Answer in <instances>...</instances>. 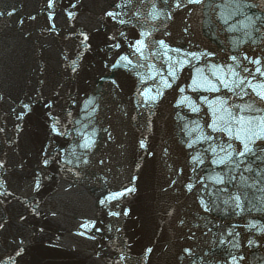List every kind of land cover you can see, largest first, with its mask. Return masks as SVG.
<instances>
[{
	"label": "water",
	"instance_id": "water-1",
	"mask_svg": "<svg viewBox=\"0 0 264 264\" xmlns=\"http://www.w3.org/2000/svg\"><path fill=\"white\" fill-rule=\"evenodd\" d=\"M171 2L57 0L55 9H47V0H30L54 116L63 128L72 129L71 136L60 137L64 156L75 163L71 153L76 146V156L87 153L90 159L82 166L85 178L69 174L84 224L89 225L86 231L96 262L232 264L234 256L239 264H264V139L252 138L264 128V101L257 95L264 91V75L255 71L264 69V0H202L196 5L184 0L191 11L174 9ZM114 3L123 6L114 8ZM153 3L165 14L152 19ZM65 9L76 16L69 18ZM107 10L131 23L112 21L103 14ZM137 10L143 13L139 17L134 15ZM48 11L55 12L51 20ZM169 11L172 19L167 17ZM141 27L151 33L145 37L148 46L142 54L129 47ZM80 31L89 34L90 49L80 44ZM118 31L125 34L117 36L121 47L106 48L105 43H113L107 36ZM160 39L169 47L153 43ZM206 51L215 55H204ZM77 53L80 68L72 73L65 57L73 60ZM119 55H129L132 65L112 69ZM257 57L260 63H252ZM183 58L190 63H183ZM177 61L183 66L173 80L169 72ZM164 77L172 82L171 88H162ZM145 87L150 94L162 89L164 95L139 107L134 93ZM90 97L94 101L85 108ZM182 97L184 102L177 104ZM84 133L96 141L90 152L77 146ZM145 136L146 148L141 149L138 141ZM245 140L252 151L240 157L237 152L243 150ZM192 156L198 160H191ZM138 161L140 169L135 167ZM134 175L138 179L132 181ZM130 183L137 186V194L107 206L99 204L102 196ZM189 183L191 190L186 187ZM116 204L133 209L130 217L109 216V210H120ZM169 210H174L171 216ZM149 247L153 251L145 256ZM121 252L127 259H119Z\"/></svg>",
	"mask_w": 264,
	"mask_h": 264
},
{
	"label": "snow or ice",
	"instance_id": "snow-or-ice-1",
	"mask_svg": "<svg viewBox=\"0 0 264 264\" xmlns=\"http://www.w3.org/2000/svg\"><path fill=\"white\" fill-rule=\"evenodd\" d=\"M133 2V0H124V4L126 5H131ZM144 0H140V3H143ZM163 2L167 5L169 3V0H163ZM202 2V0H187V4H192V5H196V4H200ZM57 6V0H47V9H55V7ZM123 5L121 3H114L113 7L114 8H121ZM72 8H75L76 5L72 4L71 5ZM171 7L174 9H186L187 11H191V9L186 8V4L184 3V0H172L171 2ZM152 9L153 11L151 12V17L152 19H156L158 16L160 15H164V11L162 9H157V6L155 3L152 4ZM16 9L13 8L11 12L8 13L9 16L12 15L13 12H15ZM65 11L67 12V15L69 18H73L76 16V13L74 11H68L67 9H65ZM104 16L107 18H110L112 21H115L121 25H124L126 23H131V21H126L124 19H120V13L114 11V10H107L104 13ZM143 13L140 10H137L134 15L136 16H141ZM4 13L0 12V16H3ZM55 15L54 11H48V19L51 20L53 18V16ZM167 17L168 19H172L173 18V13L171 11H169L167 13ZM31 19H34V17H30ZM20 23H23V20H20ZM48 31H51V29H47ZM185 32L188 31V28L184 29ZM125 34L123 32H117L116 35H108L107 39L113 41V43L108 44L105 43V47L112 49V48H116L119 49L121 47V43L119 42V40H117V36L123 37ZM151 35V33L149 31H145L142 27L137 35V38L130 43L129 47L131 49H134L135 53H141L142 54V50L147 47L148 45L146 44L145 41V37H149ZM163 35L167 36L168 33L165 31L163 33ZM79 37H81L82 39L80 40V44L83 46V48L85 49H90L91 48V44L89 43L90 37L89 34L86 31H80L79 32ZM154 44H158L160 46H163L165 48L169 47V45L166 43V41L164 39H160L159 41H153ZM175 51L180 52L182 51V49L177 48L175 49ZM165 55H167V53H165ZM188 56H192L195 59H200L199 54L195 53V52H188L187 53ZM204 55L207 56H213L215 55V53L210 52V51H206L204 53ZM81 59V55L79 53H77V58L73 59V60H68V57H65V60L68 61V64L66 66H70L71 72L72 73H77L78 69L80 68V64L78 63V61ZM232 60H237L236 56L231 57ZM245 59H248L247 56H245ZM109 62L106 60L105 64H108ZM133 61L132 59L129 58V55H119L118 58L115 59L114 63H111V68L112 69H116L118 66L123 65V67L128 68L130 65H132ZM183 63H190V61H188L186 58H183ZM252 63L254 64H259L260 63V58L257 57L255 58ZM183 64L180 63V61L176 62V65L174 67L171 68V71L169 72V76H171L173 78V80H175V78L177 77V68L182 67ZM245 72L248 71L247 68L244 69ZM255 71L257 73H261L262 75H264V69H262L261 67H257L255 69ZM137 76L140 75V73H136ZM101 79H104V77H101ZM163 80V86L162 88H171L172 87V82L169 81L166 77L162 78ZM112 84L119 88L120 85L117 83V81L115 79H112ZM43 83V81L41 82ZM141 83H143V80H141ZM191 86V85H189ZM225 87H227V84H225ZM180 92L184 91L183 87L179 88ZM151 93V89L150 88H143V90H140V88H137L136 92L134 93V96L137 98V105L139 107H143L144 105H151L157 101L160 100V98L164 95L163 90L161 89L160 91H157L155 94H150ZM257 95L259 96V98L261 99V101H264V91H259L257 92ZM0 99H3L2 96H0ZM184 97L178 99L176 101L177 104L183 103L184 102ZM40 101L43 104V108L39 109V110H34L31 106V104H24L23 108L25 110H27V112L32 113L33 115H36V113L38 111L43 112L44 109H48L49 111L43 112V116L41 117L42 119H44L47 123V128H46V132L48 133L47 138L49 139V141L51 142V138L52 136H56V137H63V136H71L72 135V129H68V128H63L61 126V119L57 116H54L52 111L50 110L53 106L54 101L52 99H48L47 102H44V97L40 96ZM94 101V98H89L85 101V108H87L89 105H91ZM36 103V101H32V104ZM72 103H76L75 100H72ZM95 108L92 109V112H95ZM197 108H192V111H197ZM126 114V113H125ZM154 113H151L150 115H152ZM26 115V111H20L19 116L17 117V120H21L25 117ZM67 116H71V112L67 113ZM261 123H264V121H262ZM147 124L149 125V129L150 126L152 124V120L148 119L147 120ZM16 129H20V123H17L15 125ZM209 128H215V126L213 124H209L208 125ZM105 131L107 132L108 129H105ZM5 132V128L4 127H0V133ZM260 135H257L256 133L252 134V138L253 139H264V128H261L259 130ZM108 139L111 140L112 136L111 133H109L108 135ZM146 139L147 137H142L141 139H139L138 144L139 147L141 149L146 148ZM199 139H205V137H199ZM208 139H211V137H208ZM9 144H14L15 140L13 139H9L7 141ZM192 143L193 142H189L187 144V146L189 148L192 147ZM80 148L83 149H87L89 152L96 147V141L92 138V136H89L87 133H84V138L81 139L79 145H77ZM75 147L76 146H72V153L71 155L74 157L75 163H73V159H68L67 157H64L63 159L66 160L65 164H61V159L62 157L60 156L61 153L65 152V149L63 147H58L57 149V153L55 155H48L47 153L50 151L49 149V144L47 143H43L42 142V149H43V153L41 155L40 158V163L45 166L44 168H37L34 170L33 174H32V178H31V184L33 185V190H38L41 189L43 187L42 185V178L43 177V173L46 171L47 166H49L50 164H56L57 166L60 167L61 171L64 172L65 174L70 173L71 175H73L75 178L78 179H83L85 178L84 176V167L82 166H86L90 163V159L87 153H84L82 158L79 156H76V152H75ZM228 147H232L231 145H229ZM165 152L168 151L167 148L164 149ZM213 151H215V149H213ZM252 149L250 147V143L248 140L244 141L243 144V150L238 151L237 155L240 157H244L246 155V153L251 152ZM148 155H152L151 152L148 153ZM191 160L196 161L198 160V156H192ZM203 160H200V163H203ZM223 161H213V163H222ZM99 163L102 165L104 164V160L101 159L99 161ZM142 166V162H137L135 167L137 169H140ZM18 167L23 168L24 164L23 162H21ZM0 171H4L7 172L8 171V161L6 158H0ZM180 171H183V169H180ZM105 180H107V177H104ZM132 181H135L138 179L137 176H132L131 177ZM173 184H175V181L172 182ZM7 185V181L4 179L3 176H0V197H4L3 199H0V206L6 205L9 203V200L7 199V196L10 195V193L8 192V189L6 187ZM72 185H69V188H71ZM186 187L191 190L193 188V185L191 183L187 184ZM138 192V188L135 184L130 183L128 186H124L120 191H116V192H108V194L106 196H102L99 199V204L100 205H105L107 206L109 204V202L111 201H116L121 197H131L135 194H137ZM236 200V206L239 207V196L237 195L235 197ZM201 204L204 205V201L203 199H201ZM114 207L116 208H120L119 204L114 205ZM205 209L207 210V206L204 205ZM27 210V206L26 209ZM133 211V209L130 208H120V210L118 211H112L109 210L108 211V215L109 216H113V217H130L131 212ZM174 210H169L168 211V215L171 216L173 214ZM31 212L33 214H35L36 216L40 215V211L38 206L37 207H32L31 208ZM51 216L55 217L57 215V213L55 211H51L49 213ZM26 219V217L24 215H19V220L20 221H24ZM179 223L183 224L184 221L180 220ZM89 225L88 224H84L81 225V227L87 228ZM7 228V218L6 217H0V231L6 230ZM109 231H112V226L109 225ZM115 231L120 232L121 229L120 228H116ZM40 233L44 232V228L41 227L39 229ZM81 236L87 235V233L84 232H79L78 233ZM58 238V237H57ZM90 239H95V237H90ZM221 243H223V241H221ZM249 243H253L252 241H249ZM24 242L21 241L20 246H19V250L18 251H14L12 254L4 257V258H0V264H17V258L20 257L24 252H25V247L23 246ZM73 247H75V245H73ZM153 251V249L151 247L145 249V256L147 255V253H151ZM185 252L191 253V249H184ZM97 256L100 255L99 252L95 253ZM119 259L120 260H124L127 259V257L124 255L123 252H121L119 254ZM232 259V264H239V261L237 260L236 257H231Z\"/></svg>",
	"mask_w": 264,
	"mask_h": 264
}]
</instances>
